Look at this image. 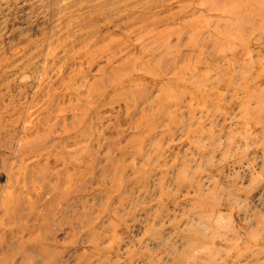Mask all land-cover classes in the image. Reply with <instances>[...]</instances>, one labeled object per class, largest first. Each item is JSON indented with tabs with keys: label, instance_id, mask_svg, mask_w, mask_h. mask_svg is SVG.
Returning a JSON list of instances; mask_svg holds the SVG:
<instances>
[{
	"label": "rangeland",
	"instance_id": "1",
	"mask_svg": "<svg viewBox=\"0 0 264 264\" xmlns=\"http://www.w3.org/2000/svg\"><path fill=\"white\" fill-rule=\"evenodd\" d=\"M0 264H264V0H0Z\"/></svg>",
	"mask_w": 264,
	"mask_h": 264
}]
</instances>
